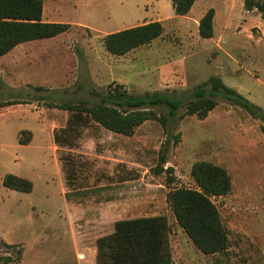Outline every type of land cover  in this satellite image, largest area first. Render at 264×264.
Instances as JSON below:
<instances>
[{
	"label": "rangeland",
	"instance_id": "rangeland-1",
	"mask_svg": "<svg viewBox=\"0 0 264 264\" xmlns=\"http://www.w3.org/2000/svg\"><path fill=\"white\" fill-rule=\"evenodd\" d=\"M43 2L46 18L76 26L23 46L54 49V57L70 49L79 65L55 61L16 70L0 59V240L23 247L17 264H97V240L112 234L117 221L154 216L168 219L174 264H264V123L223 98L204 120L186 114L191 94L213 76L264 110L262 14L247 11L244 0H198L184 17L171 0ZM210 9L215 32L204 39L194 19ZM154 21L164 25L161 38L124 56L107 51L106 35ZM117 83L133 94L179 97L184 107L167 127L147 121L132 137L77 123L55 107L96 104L93 92ZM167 140L168 163L160 166ZM201 161L225 168L233 183L230 194L212 198L229 235L222 254L199 251L168 201L175 189L197 188L191 171ZM9 174L30 180L33 191L6 188ZM67 189L83 190L71 194L70 212ZM17 251L0 245L2 254Z\"/></svg>",
	"mask_w": 264,
	"mask_h": 264
},
{
	"label": "trees",
	"instance_id": "trees-1",
	"mask_svg": "<svg viewBox=\"0 0 264 264\" xmlns=\"http://www.w3.org/2000/svg\"><path fill=\"white\" fill-rule=\"evenodd\" d=\"M197 0H171L177 16H187ZM245 9L262 14L264 1L244 0ZM43 0H0V58L17 46L44 39H51L67 33L69 23H52L43 20ZM215 10L210 9L200 21L201 38L214 37ZM162 22L154 21L110 33L103 39L107 51L114 56L129 52L164 35ZM37 90H40L37 89ZM99 98L96 104L80 100L63 102L56 108L72 113L77 123L95 122L113 133L132 137L137 128L147 121H158L164 127L184 107V100L165 92L133 94L125 85H110L107 93L93 92ZM223 98L242 108L253 118L264 123V110L250 102L234 88L227 86L219 76L210 77L191 94L186 114L206 119ZM43 100V98H40ZM9 106L8 103L6 102ZM15 103H10L13 105ZM5 106V105H3ZM157 107L168 109L159 114ZM180 137H175V143ZM21 144L24 141L21 140ZM167 140L161 148L159 165L168 163ZM164 170V169H163ZM168 170V169H167ZM192 178L196 189L180 188L168 194V201L174 217L196 248L205 255L222 254L228 250L229 235L220 212L212 198L231 193L233 183L228 171L212 162L201 161L193 165ZM3 185L12 190L32 192L34 185L26 179L9 174ZM170 225L166 216L142 217L120 220L115 223L114 232L97 240V264H174L169 241ZM6 248H18L16 254H2L0 264H17L23 259V247L0 240Z\"/></svg>",
	"mask_w": 264,
	"mask_h": 264
},
{
	"label": "crops",
	"instance_id": "crops-1",
	"mask_svg": "<svg viewBox=\"0 0 264 264\" xmlns=\"http://www.w3.org/2000/svg\"><path fill=\"white\" fill-rule=\"evenodd\" d=\"M198 2V0L196 1ZM190 14V13H189ZM188 14V15H189ZM187 15V16H188ZM43 20L45 22H52V23H63V22H53L46 18L45 14H43ZM195 24L199 27L200 20L194 19ZM70 24V23H69ZM72 26H76L71 24ZM135 27V26H134ZM214 27H215V20H214ZM118 32V31H117ZM25 44V43H24ZM52 50L50 48H42V47H25L23 44L17 46L14 50H12L6 56L0 58L3 60L12 61L14 68L16 70L20 69L23 64L33 65V64H51L55 61H64L67 63H72L74 70H77L79 65V58L77 57L76 53L71 51L70 49L61 50L60 57H54ZM68 129V128H67ZM58 145V144H57ZM59 148H62L58 146ZM64 186V185H63ZM83 190H76L70 191L66 190L64 193V203L68 212H70L76 206V202L71 200V194H79ZM78 255H80V250H78Z\"/></svg>",
	"mask_w": 264,
	"mask_h": 264
}]
</instances>
